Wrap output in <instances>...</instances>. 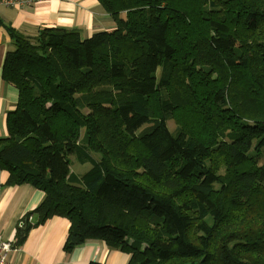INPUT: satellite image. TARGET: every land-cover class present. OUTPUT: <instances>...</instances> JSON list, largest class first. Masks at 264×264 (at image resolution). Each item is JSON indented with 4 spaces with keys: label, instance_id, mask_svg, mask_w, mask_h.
<instances>
[{
    "label": "trees",
    "instance_id": "trees-1",
    "mask_svg": "<svg viewBox=\"0 0 264 264\" xmlns=\"http://www.w3.org/2000/svg\"><path fill=\"white\" fill-rule=\"evenodd\" d=\"M98 2L115 27L85 39L7 27L0 168L45 194L17 243L60 217L67 253L101 240L128 264H264V0Z\"/></svg>",
    "mask_w": 264,
    "mask_h": 264
},
{
    "label": "crops",
    "instance_id": "crops-1",
    "mask_svg": "<svg viewBox=\"0 0 264 264\" xmlns=\"http://www.w3.org/2000/svg\"><path fill=\"white\" fill-rule=\"evenodd\" d=\"M107 18L98 0H44L33 6H0V137L8 136L7 112L14 110L18 102V90L3 79L6 54L14 49L7 27L30 37L43 28L76 29L93 35L98 30H111L106 26ZM7 179V171L0 168V237L14 243L9 255L12 264L129 263L127 253L101 240H87L67 253L64 245L70 223L60 217L32 227L24 242L17 243V228L41 204L45 194L28 184L10 186ZM29 221L35 222V218L29 216Z\"/></svg>",
    "mask_w": 264,
    "mask_h": 264
},
{
    "label": "built area",
    "instance_id": "built-area-1",
    "mask_svg": "<svg viewBox=\"0 0 264 264\" xmlns=\"http://www.w3.org/2000/svg\"><path fill=\"white\" fill-rule=\"evenodd\" d=\"M44 0H0V6L22 7L33 6L42 3ZM14 243L0 237V264H12L9 255L13 251Z\"/></svg>",
    "mask_w": 264,
    "mask_h": 264
},
{
    "label": "rangeland",
    "instance_id": "rangeland-1",
    "mask_svg": "<svg viewBox=\"0 0 264 264\" xmlns=\"http://www.w3.org/2000/svg\"><path fill=\"white\" fill-rule=\"evenodd\" d=\"M110 17V16H109ZM106 26L110 29H113L115 27V24L113 22V20L111 18H107V22H106ZM99 32L96 31L93 34ZM89 36H92L91 33H87V34H82V38H88ZM169 128L174 131L175 128L177 127V122L174 118H171L168 122ZM95 158H98L97 154H94ZM71 160V170L72 172L76 173L77 175H82L84 173H86L88 170L91 169L92 165L90 163H86V164H81L77 161V159L73 156L70 158Z\"/></svg>",
    "mask_w": 264,
    "mask_h": 264
}]
</instances>
